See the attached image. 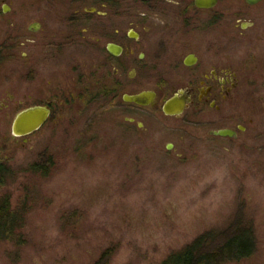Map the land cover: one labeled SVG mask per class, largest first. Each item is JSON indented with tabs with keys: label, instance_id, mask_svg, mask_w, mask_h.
<instances>
[{
	"label": "rangeland",
	"instance_id": "obj_1",
	"mask_svg": "<svg viewBox=\"0 0 264 264\" xmlns=\"http://www.w3.org/2000/svg\"><path fill=\"white\" fill-rule=\"evenodd\" d=\"M42 12L50 29L49 10ZM235 22L232 37L240 31ZM210 34L198 33L201 53ZM87 35L95 41V32ZM84 40L53 66L49 50L29 53L37 64L32 83L17 63L0 71V203L16 215L14 236L0 241V264H163L207 232L214 247L241 228L253 232L254 253L225 264H264V84L248 86L261 100L246 106L242 119L254 120L237 139L207 133L240 124L233 116L221 120L194 108L166 116L163 101L185 79L166 86L159 72L145 69L130 89L161 92L157 107L69 94L26 141L13 136L18 112L51 101L53 90L80 91L83 76L97 70L99 53L87 47L95 42ZM241 51L232 53L234 70L242 71Z\"/></svg>",
	"mask_w": 264,
	"mask_h": 264
},
{
	"label": "flooded vegetation",
	"instance_id": "obj_2",
	"mask_svg": "<svg viewBox=\"0 0 264 264\" xmlns=\"http://www.w3.org/2000/svg\"><path fill=\"white\" fill-rule=\"evenodd\" d=\"M196 1L0 0V71L8 62L17 63L20 69L26 70L23 80L32 83L38 74L37 64L29 58V53L40 50L39 47L49 50L53 66L65 57L70 46L86 39V43L95 42L87 47L96 48L99 67L94 73L83 76L80 91L53 90L51 101L48 99L44 104L50 108L51 115L56 106L67 101L69 94L72 99L79 97L88 103L106 100L113 105L157 107L161 92L130 89L140 71L145 69L148 74L159 72L156 75L162 85L181 83L178 80L185 79L184 86L169 92L164 103L175 95L181 96L182 91L187 96L184 112L194 108L197 113L209 111L221 120L240 119L236 126L210 128L207 132L221 137L213 131L229 128L235 135L225 138L237 139L254 120L250 118L247 122L242 116L249 112V106H257V100H261V96L255 99L249 93L248 86L254 82L264 84L261 68L264 38L258 22L264 0H215L209 8L199 7ZM233 7L238 8L233 10ZM43 8L49 10L51 23L47 30L49 24L42 18ZM233 21L240 29L237 37L230 33ZM206 30L211 34L202 44L201 53L197 49L200 47L198 33ZM91 32L96 33L95 41L87 37ZM237 46L242 47L239 56L242 71L233 67L232 53ZM178 74L181 76L174 78ZM88 76H94L95 80L89 82ZM144 91L156 94L154 106L124 99L125 95ZM5 101L3 108L8 109L10 100ZM242 106L245 108L239 109ZM259 108L258 103L257 115L263 112Z\"/></svg>",
	"mask_w": 264,
	"mask_h": 264
},
{
	"label": "trees",
	"instance_id": "obj_3",
	"mask_svg": "<svg viewBox=\"0 0 264 264\" xmlns=\"http://www.w3.org/2000/svg\"><path fill=\"white\" fill-rule=\"evenodd\" d=\"M9 206L6 201L0 203V241L11 238L15 233L16 215ZM211 235L212 232H207L199 236L182 249L171 253L163 264H225L245 259L254 253L256 243L251 229L241 228L214 247L208 243Z\"/></svg>",
	"mask_w": 264,
	"mask_h": 264
},
{
	"label": "water",
	"instance_id": "obj_4",
	"mask_svg": "<svg viewBox=\"0 0 264 264\" xmlns=\"http://www.w3.org/2000/svg\"><path fill=\"white\" fill-rule=\"evenodd\" d=\"M197 5L203 8L212 7L215 0H197ZM112 50V49H111ZM168 99L163 104V111L166 115H181L186 107L187 96L184 92ZM125 101L133 102L138 105H155L156 94L153 91H144L134 95H125ZM51 110L44 105H36L23 109L18 112L12 123V134L14 137H27L38 131L48 121ZM213 134L221 137H233L235 131L229 128L213 131ZM27 139L25 138L24 141ZM171 149V146H168Z\"/></svg>",
	"mask_w": 264,
	"mask_h": 264
}]
</instances>
